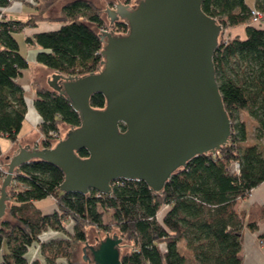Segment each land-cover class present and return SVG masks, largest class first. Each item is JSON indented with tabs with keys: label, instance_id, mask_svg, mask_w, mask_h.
Masks as SVG:
<instances>
[{
	"label": "trees",
	"instance_id": "obj_1",
	"mask_svg": "<svg viewBox=\"0 0 264 264\" xmlns=\"http://www.w3.org/2000/svg\"><path fill=\"white\" fill-rule=\"evenodd\" d=\"M21 2L33 8L24 21L0 20V135L17 142L26 115L24 89L18 79L28 67L19 50L16 34L39 21L57 22L55 30L26 37L38 47L35 60L52 72L76 76L101 67L100 38L92 28L106 29L102 9L90 0L65 3L57 18L45 13L51 0H0V12ZM202 10L215 18L225 30L245 25V37L227 36L214 51L215 77L224 108L231 120L228 143L217 153L196 155L165 183L161 195L142 180L118 179L111 193L95 190L68 193L58 189L62 171L45 161L21 164L7 188L10 219L0 221V249L7 252L0 264L28 263L26 253L39 244L47 264H59L65 258L72 264L73 251L86 241L87 227L99 231L116 229L130 249L121 256V264H243L239 257L243 232H254L264 218V204L237 210L238 200L249 196L264 182V156L257 144L243 147L247 134L236 110L246 111L264 131V30L251 22L252 8L264 13V0H203ZM99 11V12H98ZM35 111L40 117L39 147H51L60 135V125L76 127L80 120L66 98L50 88L33 83ZM101 93L90 97V105L102 108ZM57 135V136H55ZM81 157L85 149L78 150ZM0 147V179L4 177ZM1 185V183H0ZM51 197L56 208L42 213L33 202ZM108 214L109 221H104ZM70 222L71 230L66 228ZM49 230L64 236L42 241ZM264 242V234L258 236Z\"/></svg>",
	"mask_w": 264,
	"mask_h": 264
},
{
	"label": "water",
	"instance_id": "obj_2",
	"mask_svg": "<svg viewBox=\"0 0 264 264\" xmlns=\"http://www.w3.org/2000/svg\"><path fill=\"white\" fill-rule=\"evenodd\" d=\"M203 0H131L105 6L109 30L92 28L102 44L95 72L45 75L44 84L64 96L80 123L51 147L17 144L4 155L0 221L6 220L14 171L34 160L63 173L58 189L110 194L118 179L142 180L163 191L171 176L196 155L215 154L231 135L215 77L213 54L222 25L201 8ZM102 2V0H101ZM99 12V11H98ZM101 93L102 108L90 105ZM85 149L87 156L78 155ZM81 243L83 264H121L127 241L116 230Z\"/></svg>",
	"mask_w": 264,
	"mask_h": 264
},
{
	"label": "crops",
	"instance_id": "obj_3",
	"mask_svg": "<svg viewBox=\"0 0 264 264\" xmlns=\"http://www.w3.org/2000/svg\"><path fill=\"white\" fill-rule=\"evenodd\" d=\"M25 1L29 2L31 0H25ZM32 1L34 2V0ZM68 1L71 0H51V5L47 9L45 16L50 19L57 18L60 14V10L62 6ZM90 1L93 2V4H95L98 7L104 4L106 6H112L116 2V0H102V2L101 0H90ZM118 2L130 4L131 0H118ZM246 2L249 5V7H254V0H251L250 2L248 1ZM32 12H33V8L25 4H22L21 2H15L9 8L4 9V14L7 15L10 20H19V21L26 20ZM245 25L246 24H241L234 27H228L225 29V32L230 37L237 36L242 39L245 37ZM59 26L60 24L57 22L39 21L35 27H26L21 32L16 34V39L19 44V50L25 56L28 62V67L25 70H23L22 76L18 79V81L21 83L24 89V97L27 108L25 120L23 121V123L26 121L27 124L31 127V130L35 132V135H30V132H27L24 134V136L19 137L18 134V139H17L18 141L17 142L10 141L6 150L4 151L2 150V155H1L2 158H4L5 154L13 151L17 146V144H22L25 141H31L30 146H39L36 144V142L41 138V134L38 129V125L40 123V117L35 111V108L33 106V101L36 98V94L33 88V83L37 82L41 87H44L43 84H44L45 75L52 71L48 70L47 68L41 66L36 62L35 55L38 51V47L33 44L27 43L26 37L37 32L55 30ZM255 26L264 30V20L260 25L258 26L255 25ZM3 137L7 138L6 136ZM48 200H49L48 203H45L43 205H38L42 201H48ZM33 204L44 214H49L56 208L55 201L51 197L34 201ZM263 204H264V182H262L260 185L252 189L247 198L238 200L235 207L239 211V210H247L251 205H263ZM69 225H71L70 222L66 224V227ZM46 233H50V234L55 233L60 236H64L61 232H56L52 230H49ZM261 234H264V218H262L259 221L258 228L256 231L251 232L247 229L244 230L242 242H241V248L239 251V257L241 258L243 264H264V242L258 240V236ZM5 252H7L6 247H2L0 249V260L2 254ZM25 256L28 263H31L32 261L36 260L39 261L41 264H47L45 258L40 253V248L38 243H34L33 245H31Z\"/></svg>",
	"mask_w": 264,
	"mask_h": 264
},
{
	"label": "rangeland",
	"instance_id": "obj_4",
	"mask_svg": "<svg viewBox=\"0 0 264 264\" xmlns=\"http://www.w3.org/2000/svg\"><path fill=\"white\" fill-rule=\"evenodd\" d=\"M246 1L250 2L251 0H246ZM99 8H101L102 10L105 9L104 5H100ZM104 22H105V20H104ZM105 25H106V27H109V26H107L106 22H105ZM226 36H229V35H227L226 32H225V30H224L221 33V36L219 37L220 41L223 40L224 38H226ZM43 86L45 88H48V86L46 84H43ZM235 113H236V119L238 121H243L244 122L245 128H246V134H247L246 141L243 142V143H241L240 146L243 147L244 145H248V144L249 145L250 144H257V146H258V148H259L262 156H264V131L263 130L262 131L258 130V124H257V122L246 111H244V110H236ZM66 128H68V127L65 126V125H60V127H59L60 136L62 135V132ZM27 132H30V135H35V132L33 130H31V127L25 121L23 123V126H22L20 132H19V137L24 136V134L27 133ZM9 142H10V140L8 138H5V137H3V136L0 135V147H1V150H3V151L6 150V148L9 145ZM39 142H40V139L36 142V144L38 145ZM5 171H6V166H3V172H4V174H5ZM1 181L2 180L0 179V183H1ZM48 202H49V200L48 201H42L38 205H43V204L48 203ZM9 205H8V207H9ZM6 214L8 215L7 219H10L9 214H8V209H7ZM104 221L105 222H108L109 221L108 214H104ZM66 228L68 230H71L72 225H69ZM113 230H116V229L112 228L111 230H109L107 232L112 233ZM90 231H93L95 234H97V232H98V234H100V233H104L105 234L106 233V231H99L98 229H96L94 227H87V229H86V236H87L86 241L89 240V237L88 236L90 234ZM59 236L60 235L55 234V233L50 234V233L44 232V233H42L41 238H42V241H48V240H50V239H52L54 237H59ZM80 244L81 243H78L75 246V248H74V251H73V256L74 257L71 258L72 264H83L79 260V258L77 256V253L79 252V246H80ZM83 244H84V242H83ZM126 244L128 246H125V251H127V250L130 249V245L127 242H126ZM57 262L59 264H67V260L65 258H59L57 260Z\"/></svg>",
	"mask_w": 264,
	"mask_h": 264
},
{
	"label": "built area",
	"instance_id": "obj_5",
	"mask_svg": "<svg viewBox=\"0 0 264 264\" xmlns=\"http://www.w3.org/2000/svg\"><path fill=\"white\" fill-rule=\"evenodd\" d=\"M29 2L32 3V4H34V2H33L32 0L29 1ZM3 18H4L5 20L9 19L8 16L4 14V9L0 12V20H2ZM263 20H264V13H262V12L256 10V9H254V8H252V10H251V22H252V24L258 26V25H260V24L262 23ZM104 30H109V27H107V28L104 29ZM223 31H224V30H223ZM226 37H227V36H226ZM224 39H225V38H224ZM55 136H57V135H55ZM60 137H61V136L58 135L57 140H59Z\"/></svg>",
	"mask_w": 264,
	"mask_h": 264
}]
</instances>
